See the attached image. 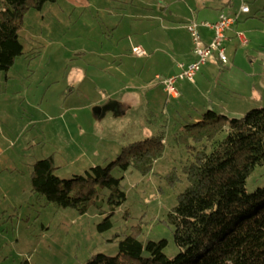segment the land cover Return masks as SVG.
Wrapping results in <instances>:
<instances>
[{
  "label": "rangeland",
  "instance_id": "obj_1",
  "mask_svg": "<svg viewBox=\"0 0 264 264\" xmlns=\"http://www.w3.org/2000/svg\"><path fill=\"white\" fill-rule=\"evenodd\" d=\"M220 1L223 0H55L45 3L40 10L25 11L18 38L24 48L23 55L15 60L8 71L0 72V111L13 116L11 108L19 101L27 110L20 116L22 121H31L28 128H25V122V129L21 128L22 132L19 130V133L16 131L18 123L7 122V137L13 138L12 135L17 133V141L20 139V142L30 140L34 135L37 137L27 142L22 153L24 159L53 157L54 174L69 179L84 174L69 173V170L80 171L91 160L100 162V167L109 165L123 147L155 137L162 130L163 153L149 172L140 174L129 168L124 173L122 188L126 201L111 218L113 228L101 234L97 233L96 227L102 217L95 209L89 208L86 214L80 215L73 209L54 208L43 198L34 196L26 186L31 166L22 165L19 179L25 187L21 201L16 206L8 207L9 204H6V207H0V264H18L22 259H27L30 264H85L94 254L118 255L119 236L132 230L138 231L137 235L142 241L166 240L165 256L172 258L178 253L172 243L173 230L166 216L176 205L177 196L188 186L183 167L190 154L185 142L178 136L181 133L179 125L196 122L201 117L204 111L198 113L194 109L195 103L202 98L193 96L194 104L188 102V98H182L174 102L175 108L164 92L163 95L161 90L154 91L161 101L160 105L156 98V107H162L165 111L155 109L153 116L148 114L146 101L141 96L133 99L134 107L124 110L118 117L108 113L106 118L100 119L99 113H95L98 108L87 106L96 100V93L99 95L98 84L102 89L112 90V79L120 72L115 71L118 67L125 71V76L132 72L137 76L141 72V63H136L134 59L129 62L123 59L125 64L122 66H118V61H111V57L120 52V47L127 40L118 39L114 24L122 21V28L132 25L133 21L127 16L133 14L136 19L132 38L135 43H148V38L157 34L151 29L148 17L160 12L161 8L168 15L174 12H186L187 15L191 12L195 15L203 11L204 15L212 7L219 6L216 3ZM232 2L239 3V0ZM259 2L262 0H247L245 4L252 9V5ZM230 10V7H222L220 11L227 13ZM257 21L254 25L264 26V19ZM176 33L178 37H183L181 31ZM245 34L249 42L246 46L237 45L236 62H232L231 67L228 65L227 69H219L227 73L233 67V72H237L241 78L238 80L240 89H245V96L237 97L241 99L243 112L224 114L228 118H239L252 109L264 108V34ZM234 45V42L224 43L227 54ZM101 55H104L103 59ZM99 59L104 62L103 68L99 65ZM81 67L88 70L86 75L89 74V78L88 75L82 79H75L74 76V79L68 80L67 75ZM151 85L158 86L159 81L156 79ZM67 91L71 95L66 100L62 95L67 96ZM60 105H64V109L70 108V111H57ZM38 106L42 108L37 110ZM102 107L100 112L103 111ZM175 110L178 114H173ZM61 112L64 119L58 117ZM88 115L98 116L96 125L90 122ZM163 125H166V129L162 128ZM224 135L225 132L218 134L217 140L221 141ZM14 141L13 138L10 143ZM186 143L193 145L191 139ZM108 154H113L112 158L104 160ZM119 175L114 171V176ZM262 185L264 167H256L246 180V191L251 193ZM125 211L129 214L126 220L121 218Z\"/></svg>",
  "mask_w": 264,
  "mask_h": 264
},
{
  "label": "trees",
  "instance_id": "obj_2",
  "mask_svg": "<svg viewBox=\"0 0 264 264\" xmlns=\"http://www.w3.org/2000/svg\"><path fill=\"white\" fill-rule=\"evenodd\" d=\"M55 0H0V72L23 55L18 39L25 11L40 10ZM225 137L218 141V134ZM190 159L183 167L188 186L167 214L177 254L169 258L164 239L142 241L138 231L122 234L118 255H91L85 264H264V185L246 191V180L264 167V108L239 118L207 109L198 122L186 123L181 133ZM164 135L130 143L104 167L62 179L54 174V159L31 166V193L54 208L84 215L89 208L102 220L97 233L113 228L112 217L126 201L122 178L129 168L143 173L162 156ZM191 139L192 144L186 143ZM114 171L120 174L114 176ZM127 211L121 217L128 219ZM116 236V238H119ZM18 264H30L22 259Z\"/></svg>",
  "mask_w": 264,
  "mask_h": 264
},
{
  "label": "crops",
  "instance_id": "obj_3",
  "mask_svg": "<svg viewBox=\"0 0 264 264\" xmlns=\"http://www.w3.org/2000/svg\"><path fill=\"white\" fill-rule=\"evenodd\" d=\"M246 2L247 0H239V3L232 2V0H223L216 3V5L219 6L212 7L211 11L206 12L204 15V11L195 15L191 12L188 15L186 12H174L168 15L163 12L164 8H161L160 12H157V14L155 13L148 17L149 19L147 21H151V29L155 33H157L148 38V43H142L138 41L135 43V40L132 37L134 35L133 33H135L134 20L136 19V17L133 14H129L127 17L128 19H130V21H133L132 25L129 24L128 26L126 24L127 26L122 28V21H119L120 23H118L117 25H113V28L116 29L115 32H118V39L126 38L127 40L124 44H122V47H120V52L111 57V61H113V63L118 61V66H122L123 64H125L123 59L127 62L132 61V59H134L136 60V63H141L139 64V66L141 67V72H139L137 76H135V74H132L133 72L130 73L129 76H125V71L122 72L120 67H118V70L116 69L115 71L120 72H118L119 75L117 77L112 79L113 81L110 87L112 88V90L102 89L99 87L100 85L98 84V87L96 88H99L100 93L99 95L96 93V100H92L90 105H88L87 107H97L98 109L95 111V113H99L100 119L106 118L108 116V113H111L115 117H118L119 115L123 114L122 112H124V110H129L134 107L135 103L133 99H135L136 96H141V99L146 101L145 107L150 116L151 114L152 116L156 114L155 109L162 110V112L165 111V109L162 107H156L159 95L158 93L154 92L161 90V93L163 94V88L160 86V84L158 86L151 84H153V81L156 80V77L167 78L179 73V68L177 67L179 63L188 65L194 61L195 56L192 52V40L186 30V25L190 24L191 22H195L198 25L203 23H213L218 19L217 17L220 14H225L228 16H233L237 14L239 17L238 21L234 23L231 29H229L226 34V42H224H234L236 44V46L234 45V47L231 48L232 51L230 50L229 54H227V49L224 46L226 54L225 57L228 58V64H221L218 61V58L216 57L217 55L213 54L212 56H210L211 58L208 60V62L201 67L193 83H189L186 80H182L178 81L175 84L178 96L177 98L175 97L169 99V103L171 105H174L175 101H180L182 98H188V102L194 104L195 101L193 96L199 95V97H201L202 99L198 103H195V112L197 111L198 113H200L201 111L205 112L207 109L214 110V108H216L215 110L218 113L233 115L240 114L241 112H243L242 110L244 109H241V99L238 100L237 97L241 98L245 96L243 95V92L245 90L243 85V89H240V83H238V80L241 78L239 74H237V72H233V67L230 68L227 73L220 71L219 69H227L229 67L228 65H230L231 67V63L236 62L235 54L237 45H248L249 41L245 36V32L249 33L252 36L257 32L264 34V26L257 27L256 25H254L256 22H258L257 20L264 19V0H262V2H259L260 4L252 5V9L248 6V14H239V9L241 5L245 4ZM245 5L247 6V4ZM222 7H230L231 10L227 13H224V11H220ZM203 8L206 9L205 6H203ZM214 10H216L217 12L215 13ZM198 17H200V21H198ZM242 22H244V24ZM257 28H261V30ZM178 31H181L183 33V37L180 38L176 35V32ZM197 32L199 33L200 40L203 45L209 43L212 37V32L208 28L199 26ZM237 33H242L245 36L247 41L245 42V45H241L240 43H238L236 37ZM136 46L140 47L146 53V56H134L132 54V48ZM231 54L232 56L230 57ZM103 57L104 55H101L102 59ZM102 59L98 60L101 68H103L102 63H104L102 62ZM87 72L88 70H82V67L81 69L78 68L75 72L70 74L71 76L69 74L67 75L68 80L71 81L72 78L74 79V76H76L75 79H82L83 77L86 78L87 75L89 78L90 75H86ZM101 72L104 73L103 70ZM213 81H215V83H212ZM252 82L253 86H255V82ZM150 88L155 89L151 90ZM67 93V96L62 95V97H64V99L66 100L70 98L69 95H71L70 91H67ZM217 96H221V98L218 99ZM172 101L173 103H171ZM160 102L161 101L159 100L158 104L161 105ZM31 105L33 106V104ZM103 105L109 106V108L106 111L103 110L102 112H100V107H102ZM63 107L64 105H60L59 107H57V111L58 109L65 110V112L70 111V108L64 109ZM174 107L176 108V105H174ZM36 108L37 110H40V108L42 107L38 106ZM11 109L13 112V116H7L6 114L0 111V207L2 208L6 207V204H9L8 207L16 206L17 203L21 201V195L24 192L23 189L25 186L22 185L21 180L19 179V175L21 173L19 169L22 167V165H26L27 167L32 166L35 161L39 160H37V158L33 160H25L22 156V153L25 152L24 149L27 146V142H30L31 139L34 140L35 138H37L35 137V135L30 140H27L25 142H23L22 140L20 142V139L17 141V133H19L20 131L22 132L21 128H24L23 125L25 124V122L27 123L25 128H28V122L31 123V121L28 120L22 121V117H20L23 113H27V110L23 108L22 104H20L19 101L16 103V105H13ZM63 114L64 113L61 112L58 117L64 119L65 116ZM173 114H178V111H173ZM92 118H94L95 120H93ZM96 119H98V116H89L90 122L92 121L95 125L97 124ZM200 119L201 117L198 118L196 122H198ZM13 121H15V123H18V130H16V134L14 133L12 135L15 141L13 143H10L12 142L13 138L7 137L8 133L5 130H8L7 122L11 124ZM183 126L184 125L181 124L179 125L180 131L182 130ZM162 128L166 129V125H163ZM160 133H164L163 130ZM75 143L79 145L78 142ZM14 144L17 145V150L15 149ZM78 150L80 151V149ZM112 156L113 154H108V157L104 160L111 159ZM97 159L98 158H96L95 160ZM99 165L101 166L100 162L91 160L90 162H88V164L86 163L84 166H82L81 169H79L80 171L69 170V173L76 172L81 174L85 172L90 166ZM29 181L26 186L31 189Z\"/></svg>",
  "mask_w": 264,
  "mask_h": 264
},
{
  "label": "built area",
  "instance_id": "obj_4",
  "mask_svg": "<svg viewBox=\"0 0 264 264\" xmlns=\"http://www.w3.org/2000/svg\"><path fill=\"white\" fill-rule=\"evenodd\" d=\"M249 8L245 4H242L239 9V14H248ZM218 19L213 23H203L198 25L195 22H191L186 25V30L189 33L192 40V52L194 54V61L188 65L179 63L177 67L179 68V73L176 75L160 78L156 77L159 81L160 86H162L164 93L168 98H177L178 93L176 90V83L178 81L186 80L189 83H193L199 70L204 66L213 54L217 55L218 61L221 64H228V59L225 57L224 42L227 39V32L232 28L235 22L238 20V15L228 16L225 14H220ZM208 28L212 32V37L207 44H202L198 31V27ZM238 43L245 45L247 42L245 36L242 33L236 34ZM132 54L136 57H144L146 53L140 47L132 48Z\"/></svg>",
  "mask_w": 264,
  "mask_h": 264
},
{
  "label": "water",
  "instance_id": "obj_5",
  "mask_svg": "<svg viewBox=\"0 0 264 264\" xmlns=\"http://www.w3.org/2000/svg\"><path fill=\"white\" fill-rule=\"evenodd\" d=\"M109 108V106H104L103 110L106 111Z\"/></svg>",
  "mask_w": 264,
  "mask_h": 264
}]
</instances>
